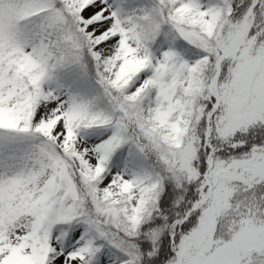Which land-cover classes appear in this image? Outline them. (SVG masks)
Returning a JSON list of instances; mask_svg holds the SVG:
<instances>
[{
  "label": "snow or ice",
  "instance_id": "snow-or-ice-1",
  "mask_svg": "<svg viewBox=\"0 0 264 264\" xmlns=\"http://www.w3.org/2000/svg\"><path fill=\"white\" fill-rule=\"evenodd\" d=\"M0 264H264V0H0Z\"/></svg>",
  "mask_w": 264,
  "mask_h": 264
}]
</instances>
